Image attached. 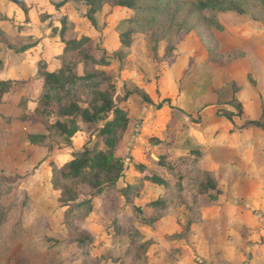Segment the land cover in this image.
<instances>
[{"label": "rangeland", "instance_id": "obj_1", "mask_svg": "<svg viewBox=\"0 0 264 264\" xmlns=\"http://www.w3.org/2000/svg\"><path fill=\"white\" fill-rule=\"evenodd\" d=\"M236 1L244 14L202 11L192 0H142L138 10L107 3L91 14L84 1L0 0V78L13 81L0 100V264H264V130L248 124L264 109V6ZM213 16L223 30L209 25ZM63 18L67 37L93 38L92 53L106 62L97 68L111 71L108 119L115 109L129 117L116 148L121 177L107 194L84 192L90 203L70 224L52 173L103 139L86 126L69 144L39 143L33 136L46 127L27 119L40 61L60 64ZM159 159L184 174L180 185ZM136 164L168 184L143 180ZM207 172L217 201L200 188ZM138 207L155 220L141 222Z\"/></svg>", "mask_w": 264, "mask_h": 264}, {"label": "trees", "instance_id": "obj_2", "mask_svg": "<svg viewBox=\"0 0 264 264\" xmlns=\"http://www.w3.org/2000/svg\"><path fill=\"white\" fill-rule=\"evenodd\" d=\"M67 1H84L89 5L90 14L100 10L101 6L107 3L112 7H122L128 10L143 8L142 5H138L140 4L138 2L142 0ZM192 1L195 3L196 8L202 11L209 9L213 12L235 11L241 14L246 12L236 0ZM245 1L259 2L264 6V0ZM90 19H92V16H90ZM207 20L209 25L217 31L223 30L222 25L214 16ZM129 21H134V19H129ZM61 23L59 34L61 42L64 43V49L58 57L60 64L58 67L49 70L45 68L43 61H40L38 75L42 77V85L35 100L36 106L33 112L27 116V119L43 123L46 127L47 134L33 136L34 138H40L39 143H43L48 137H58L69 144L70 138L86 126L89 128L95 127L97 134L103 139L101 142L93 143L91 146L86 144L81 150L72 152L64 164L52 173V185L54 189L59 191L60 202L62 206L68 207L64 211L65 223L70 224L75 213L90 203V198L80 199L84 192H89L91 196L95 197L107 194L115 187L121 177L124 169L123 160L116 154V148L123 133L127 130L129 117L125 110L115 109L112 118L108 119L107 115L115 105L113 96L116 92L111 71L97 68L106 65V62L103 57L99 58L92 53L90 45L94 41L93 38L86 35H75L68 38L67 34L70 32V27L66 18H63ZM54 30H57V28H54ZM2 63V59H0V68H2ZM12 86V80L0 78V100L3 94L8 92ZM146 99L152 102L151 99ZM232 102L240 113L242 111L241 102L236 98ZM262 112L263 114L259 120L249 121L248 124L264 130V109ZM104 120L103 126L97 127L98 123ZM155 141L156 143L161 142L160 139ZM200 151L196 148L192 152L200 154ZM161 160L159 159L156 162L176 176L177 184L180 185L184 174L177 171L175 165ZM136 168L143 180L157 185L168 184L167 181L146 165L136 164ZM206 174L208 181L199 183L200 188L211 201H217L220 190L216 180L208 172ZM189 176V180L194 182L195 175L191 174ZM196 180L199 179L196 178ZM122 191L127 194L126 189ZM164 204L165 199L161 198L149 203V206L156 208ZM135 209L141 222L150 224L155 220L152 217H147L142 208ZM3 218L4 213L0 216L1 220ZM86 240L90 243L92 239L87 238ZM79 241L83 242L84 247H86L84 239H79Z\"/></svg>", "mask_w": 264, "mask_h": 264}, {"label": "crops", "instance_id": "obj_3", "mask_svg": "<svg viewBox=\"0 0 264 264\" xmlns=\"http://www.w3.org/2000/svg\"><path fill=\"white\" fill-rule=\"evenodd\" d=\"M263 72H264V69H263Z\"/></svg>", "mask_w": 264, "mask_h": 264}]
</instances>
